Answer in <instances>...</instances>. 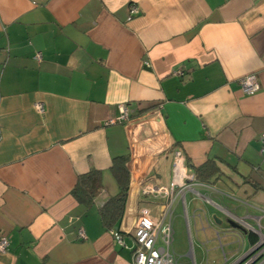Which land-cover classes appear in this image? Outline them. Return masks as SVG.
Returning a JSON list of instances; mask_svg holds the SVG:
<instances>
[{
	"label": "crops",
	"instance_id": "1",
	"mask_svg": "<svg viewBox=\"0 0 264 264\" xmlns=\"http://www.w3.org/2000/svg\"><path fill=\"white\" fill-rule=\"evenodd\" d=\"M120 102L130 120L106 123ZM262 133L264 0H0V264H132L137 208L161 209L138 185H167L177 149L199 182L179 201V253L237 264L264 234ZM117 156L124 246L98 211L118 191ZM92 169L102 188L86 206L72 189Z\"/></svg>",
	"mask_w": 264,
	"mask_h": 264
},
{
	"label": "built area",
	"instance_id": "2",
	"mask_svg": "<svg viewBox=\"0 0 264 264\" xmlns=\"http://www.w3.org/2000/svg\"><path fill=\"white\" fill-rule=\"evenodd\" d=\"M138 13V7L135 4L128 6V17L131 19ZM40 59V54H36ZM177 73L181 74L178 70ZM240 89L246 94L254 93L259 85L253 74L241 76L238 79ZM35 108L42 112L43 105L38 102ZM119 114L110 118L106 123L128 122L130 120L129 110L125 102L117 104ZM260 154L264 158V133L259 136ZM194 174L188 173L185 164L184 154L180 149L174 150L171 162V178L167 185L155 184L144 181L139 183V192L144 197L157 200L161 206L160 212L153 217L146 206L137 208L135 214V224L130 232L133 239L131 249L132 264H177L175 255L171 250L172 226L171 217L173 204L177 198L184 202V191L192 189L194 184H198ZM206 185V184H205ZM117 244L124 246L123 236L119 230L110 229ZM258 238L241 255L240 264H264V234L256 231ZM80 238H85L84 231L78 230ZM8 245L5 235H0V251H4Z\"/></svg>",
	"mask_w": 264,
	"mask_h": 264
},
{
	"label": "trees",
	"instance_id": "3",
	"mask_svg": "<svg viewBox=\"0 0 264 264\" xmlns=\"http://www.w3.org/2000/svg\"><path fill=\"white\" fill-rule=\"evenodd\" d=\"M126 162V156H117L113 158L111 171L117 182L118 191L116 194L109 196L98 209L102 225L107 229L113 228L119 230V224L124 213L129 189V172ZM207 165L208 163L202 166L203 171L209 170L205 169ZM210 170L211 173L209 172L207 176H211L216 168L212 165ZM101 188V173L99 170L92 169L87 173L78 176L76 184L72 189V195L79 203L89 206L93 203L94 198L100 192Z\"/></svg>",
	"mask_w": 264,
	"mask_h": 264
},
{
	"label": "rangeland",
	"instance_id": "4",
	"mask_svg": "<svg viewBox=\"0 0 264 264\" xmlns=\"http://www.w3.org/2000/svg\"><path fill=\"white\" fill-rule=\"evenodd\" d=\"M186 199H187V201L190 200L189 194H186ZM179 201H180L179 198H177L175 200L174 205H173L174 207H173L172 217H171V226H172L171 250L175 255V259H176L177 264H188L185 261L184 257L182 256V254L179 253V252L184 251V250H186V252H187V250L189 248L186 236L185 237H184V235L179 236L178 231H177V230H180L182 228L181 227L182 223L180 221L181 213H180L179 207H178ZM189 264H190V260H189Z\"/></svg>",
	"mask_w": 264,
	"mask_h": 264
},
{
	"label": "water",
	"instance_id": "5",
	"mask_svg": "<svg viewBox=\"0 0 264 264\" xmlns=\"http://www.w3.org/2000/svg\"><path fill=\"white\" fill-rule=\"evenodd\" d=\"M241 260H238V263L237 264H240Z\"/></svg>",
	"mask_w": 264,
	"mask_h": 264
}]
</instances>
